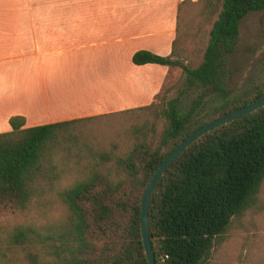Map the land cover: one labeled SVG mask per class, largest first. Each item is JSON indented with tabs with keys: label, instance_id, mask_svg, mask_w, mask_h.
<instances>
[{
	"label": "trees",
	"instance_id": "16d2710c",
	"mask_svg": "<svg viewBox=\"0 0 264 264\" xmlns=\"http://www.w3.org/2000/svg\"><path fill=\"white\" fill-rule=\"evenodd\" d=\"M195 5L201 6L199 31L208 36L195 56L201 54L198 65L177 50L187 36L182 22L169 55L141 49L132 57L136 65L183 71L152 103L33 127H24L21 116L10 119L12 130L0 133V264H23L7 248L22 251L26 264H149L141 205L156 170L190 133L264 96V79L234 92L223 75L242 20L264 10V0H185L179 17ZM175 88L178 94L169 96ZM97 118L127 124L122 135L105 139L81 124ZM61 180L67 212L56 231L7 225L45 184L54 188ZM263 192L264 106L198 138L160 178L149 205L156 263L168 256L167 264H213L236 223L256 209L264 212Z\"/></svg>",
	"mask_w": 264,
	"mask_h": 264
},
{
	"label": "crops",
	"instance_id": "0c3cea01",
	"mask_svg": "<svg viewBox=\"0 0 264 264\" xmlns=\"http://www.w3.org/2000/svg\"><path fill=\"white\" fill-rule=\"evenodd\" d=\"M184 1L0 0V133L155 101L173 67L132 57L172 52Z\"/></svg>",
	"mask_w": 264,
	"mask_h": 264
},
{
	"label": "rangeland",
	"instance_id": "374dc122",
	"mask_svg": "<svg viewBox=\"0 0 264 264\" xmlns=\"http://www.w3.org/2000/svg\"><path fill=\"white\" fill-rule=\"evenodd\" d=\"M200 8V5H195L187 18L179 17V22H182L181 32L183 34V31H186L187 36L181 49L177 50L186 60L194 61V66L202 61L201 54L195 61L196 54L200 52L201 41L206 43L208 39V36L199 31L201 29ZM78 23L81 24V22L76 24ZM190 30L192 33H189ZM223 75L227 87L234 92H239L264 79V10L250 12L242 20L238 43L234 52L225 61ZM182 76L183 71L180 67L171 68L163 90L175 85ZM176 89L169 96L177 95ZM122 119L97 118L81 124L86 128H92L99 137L107 139L110 134L122 135L121 129L127 124L126 121L122 122ZM114 123V127H111ZM60 182L55 184L54 188L45 184L44 189L33 200L32 206L21 215L11 216L7 225L31 226L37 233L56 231L67 212L59 191V186L65 185L66 181ZM262 195L264 200V192ZM6 253L10 259L26 264L22 251H10L7 248ZM212 259L213 264H264V212L256 209L237 222L231 229L229 239L223 242Z\"/></svg>",
	"mask_w": 264,
	"mask_h": 264
},
{
	"label": "water",
	"instance_id": "95a60500",
	"mask_svg": "<svg viewBox=\"0 0 264 264\" xmlns=\"http://www.w3.org/2000/svg\"><path fill=\"white\" fill-rule=\"evenodd\" d=\"M264 106V96L258 98L257 100L235 109L234 111L216 118L211 122L199 127L194 132L190 133L186 138H184L176 148L170 153V155L162 162L160 167L156 170L152 176L149 184L147 185L145 192L142 198L141 205V233L144 243L145 253L149 264H157L155 259V254L151 244L150 238V229H149V205L150 199L153 193L155 186L157 185L160 178L164 175L169 166L179 157V155L194 141L198 138L211 131L214 128H217L223 124H226L238 117L244 116L248 113H251Z\"/></svg>",
	"mask_w": 264,
	"mask_h": 264
},
{
	"label": "built area",
	"instance_id": "2783aa9c",
	"mask_svg": "<svg viewBox=\"0 0 264 264\" xmlns=\"http://www.w3.org/2000/svg\"><path fill=\"white\" fill-rule=\"evenodd\" d=\"M168 256L162 258V264H167L166 260H167Z\"/></svg>",
	"mask_w": 264,
	"mask_h": 264
}]
</instances>
